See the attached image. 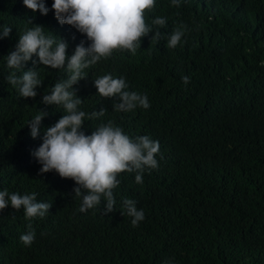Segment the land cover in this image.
<instances>
[{"label": "trees", "instance_id": "1", "mask_svg": "<svg viewBox=\"0 0 264 264\" xmlns=\"http://www.w3.org/2000/svg\"><path fill=\"white\" fill-rule=\"evenodd\" d=\"M43 2L47 15L33 13L23 0H0V30L12 28L0 39V191L35 192L37 201L52 203L44 217L30 221L23 208L9 204L0 211V264H264V0H179L178 6L156 0L145 19L166 18L157 42L150 34L134 55L116 51L84 69L87 78L73 85L82 99L79 110H106L99 119H85V134L111 120L130 138L147 135L160 145L159 166L144 171L142 184L136 173L117 177L116 204L107 215L106 201L78 211L75 182L55 171L40 174L31 154L64 114L42 97L68 73L31 60L24 69H9L6 56L33 25L65 40L69 57L81 41L90 44L56 20L53 0ZM180 25L185 35L170 49L169 35ZM28 69L43 85L25 99L6 77ZM106 74L147 95L150 107L114 111L118 98H103L94 87ZM183 76L190 77L187 85ZM40 110L48 115L33 139L27 125ZM126 198L144 211L137 227L123 209ZM29 223L35 231L30 247L19 239Z\"/></svg>", "mask_w": 264, "mask_h": 264}, {"label": "clouds", "instance_id": "2", "mask_svg": "<svg viewBox=\"0 0 264 264\" xmlns=\"http://www.w3.org/2000/svg\"><path fill=\"white\" fill-rule=\"evenodd\" d=\"M155 3L156 0H53L51 10L56 20L84 34L90 44L85 47L81 41L69 57V45L65 40L46 36L42 25H33L19 35L15 50L6 56L9 69H24L31 60L33 64L38 62L52 69H65L68 73L66 79L54 84L50 94L42 97L41 102L45 105L62 106L64 114L44 130L42 143L31 154L41 165L40 174L55 171L61 178L75 182L73 192L81 198L80 212L96 208L102 201H106L104 214L113 212L116 204L113 190L120 184L117 177L124 172L136 173L135 182L142 184L144 171L159 166L155 158L160 150L159 142L147 135L132 139L111 120L86 135L82 130L85 119H99L106 110L101 108L91 114L79 110L82 99L73 88L87 78L84 69L110 58L116 51H128L134 55L142 38L150 34L152 42L161 38L160 29L166 27V18L157 16L151 24L145 19L146 12H151ZM23 4L33 13L39 11L47 15L49 12L43 0H23ZM172 4L178 6L179 0H172ZM185 28L180 25L173 30L167 41L168 48L177 47L185 35ZM11 31V27L2 26L0 39L8 37ZM34 55L38 61L32 60ZM182 80L187 85L190 77L183 76ZM6 81L25 99L35 98L36 89L43 85L35 69L23 71L19 77L12 71ZM94 87L97 95L103 98H118L113 103L114 111L130 112L137 107H150L147 95L128 91L124 78L106 74L94 80ZM47 115L40 110L27 125L33 139L38 137L42 120ZM9 204L17 211L23 208L25 219L29 221L44 217L52 207V203L37 201L35 192L20 195L10 194L6 189L0 191V211ZM122 206L126 215L132 218L133 227L145 219L144 211L137 209L135 201L126 198ZM27 228L29 231L19 239L30 247L35 240V231L31 223Z\"/></svg>", "mask_w": 264, "mask_h": 264}]
</instances>
